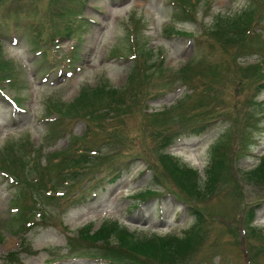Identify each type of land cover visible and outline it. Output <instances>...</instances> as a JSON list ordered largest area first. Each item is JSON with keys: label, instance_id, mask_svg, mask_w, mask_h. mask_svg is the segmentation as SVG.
Masks as SVG:
<instances>
[{"label": "rangeland", "instance_id": "374dc122", "mask_svg": "<svg viewBox=\"0 0 264 264\" xmlns=\"http://www.w3.org/2000/svg\"><path fill=\"white\" fill-rule=\"evenodd\" d=\"M83 1L0 0V24L5 25L17 17L22 20V26H24L23 29L14 31H10V28L0 30V39L4 38L5 41L2 55L12 63L10 72L17 80L23 75V71H26L25 81L17 87L3 88L7 94L6 97L0 94V157L11 143L16 146V148L13 146L15 151L24 153L23 156L27 157L26 159H29L27 154L29 153L31 157L34 156L38 160L40 158L45 160L43 158L48 150H62L68 146L70 133H67L65 137L62 133L59 136L53 133L54 136H52L55 125L47 126L44 120L45 114L49 111L50 102H74L86 88H91L88 98H95L97 102L107 100L106 92L103 91L102 95H99V91L92 90L100 84L104 85L105 89L110 86L124 87L123 97L132 92V89L128 87L130 85L128 80L135 61L120 58L114 53L116 51L132 52V39L128 25L130 26L132 16L135 14L144 18L141 36L144 38L146 35L149 36V47L159 48L155 51L153 59L157 60L160 49H164V58L167 63L177 69L191 58L197 62L204 60V66L208 65L205 71H208L213 63L220 67L217 77L219 83L224 85L221 102L226 105L228 118L217 120L215 125L203 134L194 135L186 131L187 135L182 141L168 147V150L165 149L164 152L176 154L174 161L181 166L187 164L197 167L199 171L197 170L198 175L194 180L198 186L210 177L211 166L209 165L216 157L212 145L223 141L226 162L217 172L218 183L222 182V185L213 187L216 189L211 193L203 189L200 194L190 192L186 187L183 189L179 187L167 172V168H171V165H164L159 157L161 149L157 145L163 135L152 133L149 129L143 130L142 125L146 119L151 125L163 122L184 125L183 121L179 120L184 113L209 102L207 95L194 89L198 85L196 81L183 84L179 75L177 80L171 83L178 85L176 92L147 100V104L155 110L172 105L173 115H164L154 121L138 111L109 124L119 122L121 135L104 141L103 133L96 127L95 133L84 139V146L93 149L109 150L115 147L117 142V146L122 149L121 161L136 157L129 165L128 174L124 178L109 185L106 191L90 197L86 203L68 206L63 200L49 199L42 193L26 195L29 200L27 205L29 212L39 217L41 207H38L39 203L36 202L38 200L44 207L45 216L39 224L24 232L18 217L14 215L17 212L13 213L11 210V207L17 205L13 199L22 201L21 191L19 187H15V183L0 177V264H77V262L112 264L97 261L90 255L84 254L91 253L93 249L100 247L99 242L81 247L79 255L73 253L68 241L69 233L76 234L88 221L93 222L94 231L104 221L118 218L138 237L150 238L155 234L167 236L172 233L184 235L193 223L195 214L203 217L204 226L208 228V235L182 264H246L237 236L242 233L241 219L244 218L250 206L253 205L256 209L254 224L257 230H264V182L250 178L244 172L257 165L259 155L264 153V89L258 84L259 80L254 77L256 70L251 69L252 73L245 72L247 68L241 69L237 61L260 57L264 51L249 52L239 50L232 45H228L225 51L223 46L214 39L196 44L195 40L189 37L167 35L165 25L172 23L179 28L200 34L204 31V26L209 28L213 24L215 13L212 15L211 13L214 10L232 19L237 18L249 6L251 0H215L211 8H208L207 0H200V3L193 8L198 13L197 20H193L191 16H178V7H173L170 4L171 0H86L87 5ZM60 12L62 14H59ZM77 12L91 19L87 28L83 29L80 35H76L74 31L72 36L52 39V35L61 31L69 21L79 22L80 18L73 19ZM32 20L37 21L38 24L26 26L27 22ZM71 26L75 27L74 24ZM35 28H40L44 33L42 41L37 38V35L32 37ZM211 43L215 44L214 49ZM255 48L262 50L264 46H255ZM211 50L216 52V56L210 53ZM220 50L222 53L219 52ZM72 52H75V69L73 67L66 70L60 63L61 59ZM44 68L46 73L41 71ZM8 80L13 81V78H0L3 84H6ZM186 93L190 94L189 98L183 107L179 109L177 107L174 113L173 107L176 101ZM10 98H14L24 109H16ZM256 99L263 103L259 104L260 106H254L250 100L256 101ZM152 108L150 110H153ZM128 109L127 106L126 110ZM236 110L244 116L237 114ZM251 114L254 117L261 116L259 123L250 128ZM66 127L67 130L74 131V134L82 135L86 130V123L83 120L67 119ZM251 129L253 140L250 142L249 150L244 153L240 150L238 143L241 142L242 132H249ZM135 132H137L136 135H134ZM129 136L133 139L125 143L124 139ZM27 139H30L31 145L33 143L35 145L25 147L24 141ZM118 158L119 156L114 155L112 160ZM147 161L153 163L154 172L147 169ZM113 165L111 162L102 166L110 168ZM156 173L162 175L158 178ZM151 186L158 191L156 197L142 201L141 198L134 196ZM134 204H137V207H134ZM202 210L207 215V219L203 216ZM29 212L27 214H31ZM62 220L69 227L68 229L60 227L63 225ZM14 229L15 231H12ZM23 234L26 235V245L29 247L22 246L20 238ZM110 242H113V236ZM247 244L253 254L252 264H264V247L258 246L264 245V238L258 232L252 231L248 234ZM257 248L261 251L260 254ZM24 249H27L28 253ZM13 250L21 251L18 258H7V254Z\"/></svg>", "mask_w": 264, "mask_h": 264}, {"label": "trees", "instance_id": "16d2710c", "mask_svg": "<svg viewBox=\"0 0 264 264\" xmlns=\"http://www.w3.org/2000/svg\"><path fill=\"white\" fill-rule=\"evenodd\" d=\"M185 2V0H181ZM72 29L70 27L64 28L62 34L71 35ZM221 32V29H220ZM35 34H39L37 38H41L42 33L38 31ZM38 44V42H36ZM140 47V46H139ZM141 58L138 60L137 66L133 69L130 75V82H141L144 79H141L140 73L138 72V67L144 64V59L146 57V51L143 48ZM143 58V60H142ZM8 65L4 60H0V72L3 74H8ZM142 71L145 69L142 67ZM7 72V73H6ZM99 95H102L103 89H99ZM141 90L137 88L132 89V95L129 98L119 97L121 95L117 89H109L106 91L108 100L97 102L95 98H88L86 93H83L77 97L74 102L71 103H60V105L52 107L53 109L57 108L60 113V121L57 123V126L63 127L67 119L72 120L75 118H89L87 120L89 130L88 132H93L96 127L100 129L103 133L104 140H107L112 137L121 135V127L119 124L113 125H104L106 117H121L130 111L131 113L135 111H140L143 107L140 106L137 110L139 104L138 95ZM128 106V110L126 107ZM102 107H107L104 113L98 112ZM142 131V130H141ZM105 133L111 135L106 136ZM157 134H167L169 135L166 139L174 138L175 133L173 134V128L168 123H163L160 125L159 129L155 131ZM173 134V135H172ZM129 136L127 138L130 139ZM224 146V145H223ZM241 146H245L243 140L241 141ZM225 147V146H224ZM160 160L164 165H171V168H167V172L172 176L173 181L182 189L187 188L190 192H197L198 194L202 193L204 189L207 193L213 192V187L219 182L218 179V168H212L209 171L210 177L208 181L203 182L201 185L197 186L194 178H197L198 172L192 168L181 166L168 155L159 154ZM73 164L84 161L83 158L78 157L75 159H69ZM64 162H66L64 160ZM226 162L224 153H221V157L218 158L215 163L222 166ZM214 164V166H218ZM250 178L257 179L264 182V155L261 157V162L256 166L255 169L247 172ZM80 173L76 172V175ZM66 175H63L65 178ZM194 180V181H193ZM173 181H171L173 183ZM40 186H44L40 184ZM76 187V184H73V188ZM26 219V218H25ZM114 229L116 228L117 236V245H112L107 240L108 231L106 225L101 229L96 231L87 239L96 242L100 239H103L102 245H100L99 253H95L94 256L97 258H102L106 260H111L114 262H125L128 261L130 264H180L185 261L187 256L191 254L199 240H201L205 235L203 233L202 220L200 221V215L197 216V220L191 226L189 234L185 237L169 236V237H160L155 235L151 239H142L130 233L125 227L121 228L118 223H114ZM87 234L91 232V228L87 231Z\"/></svg>", "mask_w": 264, "mask_h": 264}, {"label": "bare ground", "instance_id": "6f19581e", "mask_svg": "<svg viewBox=\"0 0 264 264\" xmlns=\"http://www.w3.org/2000/svg\"><path fill=\"white\" fill-rule=\"evenodd\" d=\"M64 264H70V263H64ZM77 264H87V263H81V262H80V263H78V262H77Z\"/></svg>", "mask_w": 264, "mask_h": 264}]
</instances>
